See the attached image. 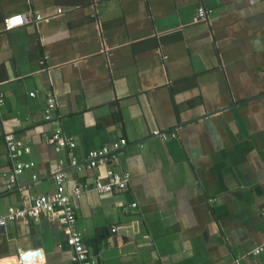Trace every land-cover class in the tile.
<instances>
[{
    "label": "crops",
    "instance_id": "1",
    "mask_svg": "<svg viewBox=\"0 0 264 264\" xmlns=\"http://www.w3.org/2000/svg\"><path fill=\"white\" fill-rule=\"evenodd\" d=\"M20 14L30 22L6 30ZM0 92V218L52 194L62 162L67 193L83 188L76 226L95 264H264L263 0H0ZM57 126L74 149L49 141ZM18 163L33 166L9 189ZM108 170L130 174L124 191H96ZM68 238L56 217L11 222L0 264L20 249L75 264Z\"/></svg>",
    "mask_w": 264,
    "mask_h": 264
},
{
    "label": "built area",
    "instance_id": "2",
    "mask_svg": "<svg viewBox=\"0 0 264 264\" xmlns=\"http://www.w3.org/2000/svg\"><path fill=\"white\" fill-rule=\"evenodd\" d=\"M264 1V0H263ZM210 11L205 8H200L197 13L195 22H206L208 21ZM37 19H40L38 17ZM30 20L24 15H15L8 18L5 21V29L10 31L25 26ZM34 96V95H31ZM4 104V99L0 92V106ZM56 105V98L52 96L48 101L46 109V121L52 120V111ZM154 136L160 138L162 141H168L170 138H175V134L168 135L160 132H154ZM7 147L9 150V157L11 159H17L19 154L22 152L18 149V144L15 142L14 137L9 135L5 137ZM51 143L56 146L57 151L63 149H74L76 143L74 140L65 135L62 128L57 126L52 137L49 139ZM128 141L122 139L115 142L112 146H104L99 150L93 151L89 154L86 159V166L88 169H95L100 166L106 165L112 155L121 149L128 146ZM26 153L30 152L28 147H24ZM63 163L61 162L60 168L54 173L56 181V190L45 196L36 198L33 205L26 209L9 208L6 215L0 218V228H5L7 224L15 222L21 219L39 220L42 216L56 217L62 223L65 232L68 234V247L73 252V262L75 264H95L92 257L87 252L85 246V240L83 234L77 229V217L74 208V201L78 200L83 195V188L77 187L72 195L70 196L66 190V175L63 171ZM33 166L32 163H18L14 170V173L8 178L9 189H12L16 184L17 180L23 172ZM71 166L73 168L82 169L85 167L84 164H80L76 159L72 160ZM108 184L101 182L96 183V191L101 195L111 194L115 190L124 191L130 182V174L120 175L112 170L107 171ZM262 220L264 222V213L262 214ZM116 229H113V233ZM264 254V245L256 248L254 251L255 256ZM18 264H41L44 260V253L40 249L32 250H18L17 253Z\"/></svg>",
    "mask_w": 264,
    "mask_h": 264
}]
</instances>
